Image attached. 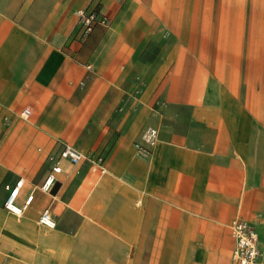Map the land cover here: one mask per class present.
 <instances>
[{
    "label": "crops",
    "instance_id": "0c3cea01",
    "mask_svg": "<svg viewBox=\"0 0 264 264\" xmlns=\"http://www.w3.org/2000/svg\"><path fill=\"white\" fill-rule=\"evenodd\" d=\"M62 140L106 171L65 159L45 192ZM235 218L264 252V0H0V264H236Z\"/></svg>",
    "mask_w": 264,
    "mask_h": 264
},
{
    "label": "built area",
    "instance_id": "2783aa9c",
    "mask_svg": "<svg viewBox=\"0 0 264 264\" xmlns=\"http://www.w3.org/2000/svg\"><path fill=\"white\" fill-rule=\"evenodd\" d=\"M79 28L82 37L88 35L98 24H107V15L101 12L98 7L78 10ZM30 107H25L21 112L22 116H28ZM159 138V130L153 125L146 126L141 133V137L134 143L135 154L144 159H150L153 155V148ZM69 160L72 164H77L83 160H89L91 168L95 171L105 172L104 159L99 156H88L83 151L77 149L67 141H60L58 149L48 155L49 168L39 189L51 192L58 180L59 174L63 171V160ZM24 179L20 178L14 185H6L9 190L5 201V208L15 214H23L33 203L35 190L20 199L21 189ZM39 222L49 227H55L57 221L50 207L42 210ZM232 234L235 239L233 259L236 264H264V252L260 247V238L255 226L242 218H235L231 222Z\"/></svg>",
    "mask_w": 264,
    "mask_h": 264
},
{
    "label": "rangeland",
    "instance_id": "374dc122",
    "mask_svg": "<svg viewBox=\"0 0 264 264\" xmlns=\"http://www.w3.org/2000/svg\"><path fill=\"white\" fill-rule=\"evenodd\" d=\"M134 112H135V110H134ZM130 116H133V113H132ZM89 163H90V161H89ZM88 165H89L88 162H87V163H84V164H82V165H78V166L75 168L77 174H80L81 172L86 171V170L88 169V167H89ZM79 172H80V173H79ZM4 205H5V204H4ZM56 216H57V220H58V218H59V214H56ZM57 226H58V225H57Z\"/></svg>",
    "mask_w": 264,
    "mask_h": 264
}]
</instances>
